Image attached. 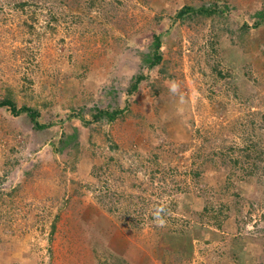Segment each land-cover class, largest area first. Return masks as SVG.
<instances>
[{
    "label": "rangeland",
    "instance_id": "1",
    "mask_svg": "<svg viewBox=\"0 0 264 264\" xmlns=\"http://www.w3.org/2000/svg\"><path fill=\"white\" fill-rule=\"evenodd\" d=\"M213 6L214 16L176 17ZM262 8L264 0H0V100L53 125L39 131L0 108V264H264V160L230 175L219 155L251 144L264 155V23L251 28ZM153 35L162 63L148 69ZM138 75L145 80L127 93ZM93 108L123 113L91 122ZM77 112L85 124L68 118ZM101 185L123 196L148 189L165 205L162 187L186 192L174 198L177 221L137 228L102 209L92 192ZM222 205L228 218L217 230Z\"/></svg>",
    "mask_w": 264,
    "mask_h": 264
},
{
    "label": "trees",
    "instance_id": "2",
    "mask_svg": "<svg viewBox=\"0 0 264 264\" xmlns=\"http://www.w3.org/2000/svg\"><path fill=\"white\" fill-rule=\"evenodd\" d=\"M23 6H26L25 3H21V8ZM187 10L189 12H194L191 14H196L204 17L208 16H214V14L219 13L217 7H201L197 13L193 11L190 8H184L176 13L177 18H182L183 14L187 13ZM220 14H223L221 11ZM252 18L254 19L253 26L251 28L256 29L261 23H264V8H262L260 11L254 13L252 15ZM249 27L244 24L241 30H249ZM161 46L162 43L160 41L159 35H153L152 43L150 46V52L145 54L143 56V64L148 68L152 69L156 66H159L162 63V56H161ZM145 80V77L143 75H138L133 78V82L131 83L130 87L127 88V93H135L138 89V85ZM0 108H5L10 114H12L14 117H17L19 115H26V117L34 124V127L39 131L48 130L50 128H53V125H41L39 124L40 120V113L37 109L30 108L27 106H20L18 107L15 102L10 99L8 96L4 99L0 100ZM123 111L119 109H98L93 108L89 111L88 116L91 117V122H112L114 121L117 116L122 114ZM80 118V120L85 124L86 122L83 120L84 114L80 116V112H77V114L74 115V113L69 115L70 118ZM72 142V139L70 137H66V139H61L58 142V146L61 149H56L57 152H60L63 149L70 146ZM77 148V147H76ZM75 148V149H76ZM222 157V165L223 168H228V172H230V175L234 174V171L238 168V166L243 162L244 160L248 162H252L253 166L255 167V163H261L264 160V155L260 151L259 147L256 144L247 145L242 148H236L234 149L233 146L225 147L222 149L219 153ZM257 169V168H253ZM100 170V175L104 176V174ZM172 173V171H171ZM190 174H192V177L194 179H197L200 177V172L190 171ZM251 172L247 171L246 175L248 178L251 176ZM102 178V177H99ZM229 186V185H228ZM108 185H101V186H93L92 192L96 194L97 199L100 201V204L103 206L102 209L107 211L109 214H116L120 213V211L124 212V214L128 215L127 217H124L127 219V223L129 226H133L137 228L140 225L149 224L154 225L156 227H163L168 225V223H174L176 220L175 217L172 216L174 214L175 210V196H177L179 193H185L186 189H183L180 187V185H172V187H162L165 192H167L168 197H171V201L165 205L162 203V201L159 200H151L148 196V189H141L136 196L128 195L123 196L120 194L110 193ZM134 188H137L135 186ZM115 197L118 199L116 200ZM128 199H132V201H129ZM107 200V201H106ZM209 203H206L205 208L203 209V212L200 214V217L202 220L205 218H209L210 216V209H209ZM130 207H133L132 211H129L128 209ZM219 212L214 213L212 218H214V226L217 228V230H220L222 228V222L225 221L228 218V214L226 211V208L223 205L221 206ZM121 214V213H120ZM123 214V215H124ZM132 215V218H130L129 215ZM137 217V219H136ZM224 219V220H221Z\"/></svg>",
    "mask_w": 264,
    "mask_h": 264
}]
</instances>
